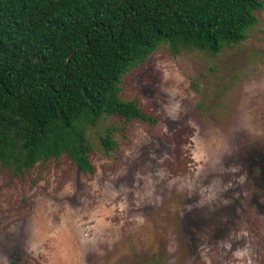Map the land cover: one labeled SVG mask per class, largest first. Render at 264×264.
Wrapping results in <instances>:
<instances>
[{
    "label": "rangeland",
    "instance_id": "374dc122",
    "mask_svg": "<svg viewBox=\"0 0 264 264\" xmlns=\"http://www.w3.org/2000/svg\"><path fill=\"white\" fill-rule=\"evenodd\" d=\"M264 2V0H263ZM216 56L159 46L120 84L157 123L101 120L93 174L0 164V264H264V9ZM115 126V149L101 136Z\"/></svg>",
    "mask_w": 264,
    "mask_h": 264
},
{
    "label": "trees",
    "instance_id": "16d2710c",
    "mask_svg": "<svg viewBox=\"0 0 264 264\" xmlns=\"http://www.w3.org/2000/svg\"><path fill=\"white\" fill-rule=\"evenodd\" d=\"M263 9V0H0V164L21 177L67 157L93 174L89 130L101 120L157 123L121 97L127 73L161 45L212 56L240 45ZM117 130L101 136L106 152Z\"/></svg>",
    "mask_w": 264,
    "mask_h": 264
}]
</instances>
